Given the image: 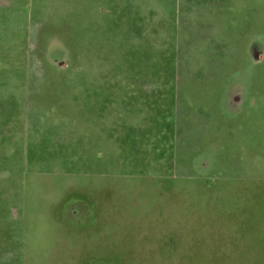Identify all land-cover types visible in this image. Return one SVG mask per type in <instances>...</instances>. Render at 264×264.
I'll return each mask as SVG.
<instances>
[{
  "label": "rangeland",
  "instance_id": "obj_1",
  "mask_svg": "<svg viewBox=\"0 0 264 264\" xmlns=\"http://www.w3.org/2000/svg\"><path fill=\"white\" fill-rule=\"evenodd\" d=\"M86 1L0 0V264H264V151L236 169L244 179L232 167L231 84L248 56L223 53L199 18H86ZM97 79L176 80L160 115L185 128L213 126L187 118L214 101L187 80H222L224 141L193 159L161 142L150 166H123L114 147L97 159L83 130ZM124 89H107L113 116Z\"/></svg>",
  "mask_w": 264,
  "mask_h": 264
},
{
  "label": "crops",
  "instance_id": "obj_2",
  "mask_svg": "<svg viewBox=\"0 0 264 264\" xmlns=\"http://www.w3.org/2000/svg\"><path fill=\"white\" fill-rule=\"evenodd\" d=\"M85 9L86 18H199L201 30L207 33L208 38L215 32L217 39H225L224 42L218 41L216 44L228 49L223 53L248 56L249 61L242 69L247 71V77L232 79L231 84L232 167L235 179H244L245 177L236 173V169L246 166L250 168L257 148L264 151V0H87ZM79 15L75 1V18H79ZM208 45L211 46L210 43ZM239 71L238 65L233 72ZM221 81L187 80L186 86L192 88L189 92L191 97L203 99L205 96L207 100L214 101H199L202 103L194 106L195 114L192 116V112L187 117L194 119L196 115H199L197 118L206 115L208 119H212L213 126L193 127V123H189L186 130L185 126H181L180 116L177 119L175 113L174 118L173 113L163 114L162 117L160 115L159 88L166 87L164 91L167 99H175V89L169 88L177 86L176 80H94L95 84L89 85L98 90L88 92L84 96L87 101L83 102L87 107L84 117L87 122L84 121L83 130L89 137L90 144L92 143L88 148L101 160L107 156L105 151L112 152L114 147L119 151L121 160H130L123 166L153 165L149 161L160 160L161 142L172 145L175 156L176 144H184L186 149H190L189 158H197L207 151L209 144L216 146L224 141L225 128L221 126L223 115L213 109L216 106L218 87L223 86ZM112 85L126 88L119 91L122 112L114 116L107 91ZM78 115L77 118L75 114V124L80 119V113ZM257 120H262L261 128H258ZM114 124L117 126H113ZM181 135L188 137L182 140ZM209 135L213 137L208 138ZM79 144V138H75V154ZM210 156L215 163L218 159L215 150ZM96 164V167L102 168L112 165L110 160ZM102 173L106 174L107 171Z\"/></svg>",
  "mask_w": 264,
  "mask_h": 264
}]
</instances>
